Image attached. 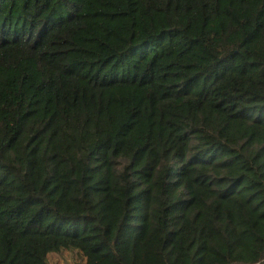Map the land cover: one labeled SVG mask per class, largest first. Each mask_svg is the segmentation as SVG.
<instances>
[{"label": "trees", "instance_id": "16d2710c", "mask_svg": "<svg viewBox=\"0 0 264 264\" xmlns=\"http://www.w3.org/2000/svg\"><path fill=\"white\" fill-rule=\"evenodd\" d=\"M264 264V0H0V264Z\"/></svg>", "mask_w": 264, "mask_h": 264}, {"label": "rangeland", "instance_id": "374dc122", "mask_svg": "<svg viewBox=\"0 0 264 264\" xmlns=\"http://www.w3.org/2000/svg\"><path fill=\"white\" fill-rule=\"evenodd\" d=\"M47 264H84V259L77 251L63 250L49 254Z\"/></svg>", "mask_w": 264, "mask_h": 264}]
</instances>
